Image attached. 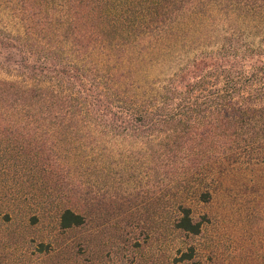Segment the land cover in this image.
<instances>
[{"label":"trees","instance_id":"1","mask_svg":"<svg viewBox=\"0 0 264 264\" xmlns=\"http://www.w3.org/2000/svg\"><path fill=\"white\" fill-rule=\"evenodd\" d=\"M0 7L19 27H0V69L12 78L0 80V111L11 136L54 138L60 163L75 169L101 168L106 149L125 146L156 212L171 206L175 232L198 236L206 218L195 220L192 202L209 203L232 175L245 180L236 194L255 197L249 213L264 214V0ZM78 198L65 195L60 230L85 225Z\"/></svg>","mask_w":264,"mask_h":264},{"label":"rangeland","instance_id":"2","mask_svg":"<svg viewBox=\"0 0 264 264\" xmlns=\"http://www.w3.org/2000/svg\"><path fill=\"white\" fill-rule=\"evenodd\" d=\"M5 10L0 27L17 33ZM9 74L0 69V80L11 81ZM3 116L1 110L0 264H264V214L249 213L255 197L236 194L245 182L237 175L209 203L192 202L195 220L206 219L198 236H188L169 227L170 205L157 213L145 197L146 181L125 146L106 149L101 168L97 162L75 169L60 163L54 138L11 136ZM74 191L86 208L85 225L62 231L58 216Z\"/></svg>","mask_w":264,"mask_h":264}]
</instances>
